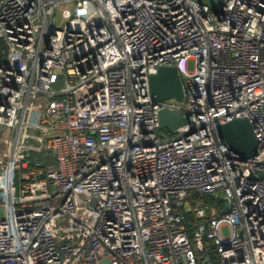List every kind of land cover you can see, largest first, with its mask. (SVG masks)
I'll list each match as a JSON object with an SVG mask.
<instances>
[{"label": "built area", "instance_id": "1", "mask_svg": "<svg viewBox=\"0 0 264 264\" xmlns=\"http://www.w3.org/2000/svg\"><path fill=\"white\" fill-rule=\"evenodd\" d=\"M0 41V264H264V0H0Z\"/></svg>", "mask_w": 264, "mask_h": 264}, {"label": "water", "instance_id": "2", "mask_svg": "<svg viewBox=\"0 0 264 264\" xmlns=\"http://www.w3.org/2000/svg\"><path fill=\"white\" fill-rule=\"evenodd\" d=\"M205 5L218 19H221L223 0H205ZM150 90L156 101L184 100L185 91L182 87L178 72L173 67H160L155 75L150 77ZM157 122L160 129L170 134L179 128L188 127L190 121L186 116L180 115L176 110L161 109L157 112ZM215 134L219 145L238 156L240 161L254 157L257 150V140L252 126L245 120H235L219 125L215 128ZM210 197L214 198L213 195ZM224 207L229 209L228 203L216 197Z\"/></svg>", "mask_w": 264, "mask_h": 264}, {"label": "rangeland", "instance_id": "3", "mask_svg": "<svg viewBox=\"0 0 264 264\" xmlns=\"http://www.w3.org/2000/svg\"><path fill=\"white\" fill-rule=\"evenodd\" d=\"M67 21L66 20H62L60 19V17L58 15H56V19H55V24L59 27H62L64 25H66ZM167 134V133H165ZM9 137V131L5 130L2 136V140L0 141V149H2V145H3V140H6ZM223 233L226 235L227 232L225 229H223Z\"/></svg>", "mask_w": 264, "mask_h": 264}, {"label": "trees", "instance_id": "4", "mask_svg": "<svg viewBox=\"0 0 264 264\" xmlns=\"http://www.w3.org/2000/svg\"><path fill=\"white\" fill-rule=\"evenodd\" d=\"M3 47V44L1 43V41H0V48H2ZM162 131V130H161ZM160 131V132H161ZM162 132H164V131H162ZM37 159H41V156L40 157H37ZM50 159L48 158V161H49ZM187 220H188V224H190L191 222H194V217L192 216V215H187Z\"/></svg>", "mask_w": 264, "mask_h": 264}]
</instances>
